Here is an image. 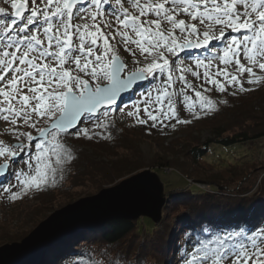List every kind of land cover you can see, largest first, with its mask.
Returning a JSON list of instances; mask_svg holds the SVG:
<instances>
[{"label": "snow or ice", "instance_id": "snow-or-ice-1", "mask_svg": "<svg viewBox=\"0 0 264 264\" xmlns=\"http://www.w3.org/2000/svg\"><path fill=\"white\" fill-rule=\"evenodd\" d=\"M10 7L15 11L9 13L0 7V105H3L0 119L12 126L11 134L19 143L15 147L0 146L3 159L0 181L9 176V169L23 159L27 149L36 150L25 161L30 169L31 161H36L35 175L14 171L11 175L17 184L0 183L2 193L11 202L47 184L48 169L55 181L56 169L42 161L50 151L48 143L52 144L56 165L70 161V154H61L57 136L64 133L92 140L97 135L94 129L108 128L106 121L113 108L122 110V94L138 91L144 82L152 84L166 76L160 87L153 85L141 92L142 99L133 105L136 113L141 111L139 105H145L143 111L153 122L152 128L159 124L162 130L167 127L164 121L172 119L173 128L201 119L202 113L212 109L211 101L200 103L198 112L185 95L183 99L192 119H180L172 109L169 93L162 87L164 84L171 87L175 82L172 65L180 67L178 79L185 87H191L183 75L191 69L182 67L184 61L176 59L186 50L206 48L211 41L223 43L222 57L209 58L208 63L195 60V67L204 69L205 82L215 85L220 93L227 89L210 73L212 59L221 60L225 66L235 64L238 75L226 69L215 73L222 75L227 86L234 89L233 95L264 87V74L257 75L254 71V66H258L264 73V0H31V7L27 0H14ZM181 14L198 21L204 30L201 32L197 25L178 19ZM75 20L81 23H74ZM206 20L213 23L206 24ZM164 24L170 26L167 31L162 27ZM177 29L179 36L175 34ZM228 31L241 35L228 36ZM73 37L77 38V44H73ZM109 38L116 44H110ZM101 40L103 43L98 46ZM120 45L134 57L136 66L132 70L120 59ZM66 49L70 51L66 53ZM137 51L142 59L135 58ZM241 55L250 66L241 62ZM66 63L75 67L65 69ZM245 73L247 78L243 79ZM191 74L199 75L197 71ZM49 87L52 91L47 96L40 94L41 88L47 91ZM153 92L158 93L156 103L169 97L167 111L155 109L157 114L149 111L147 105L152 102ZM195 95L202 99L201 92ZM30 101L37 103L30 106ZM133 115L134 112H128L129 117ZM40 118H46L49 126L37 127ZM137 123L145 125L147 120L137 118ZM85 124L92 125V129L82 126ZM21 127L35 129L39 142L33 143L35 137L31 132L21 131ZM199 227L201 234L195 237L187 229L180 234L182 245L193 246L191 252L184 253L183 264H264V211L258 223L245 219L234 225L238 231L213 232L206 223ZM94 252L95 258L89 256L76 264H126V255L113 249L97 248Z\"/></svg>", "mask_w": 264, "mask_h": 264}, {"label": "trees", "instance_id": "trees-1", "mask_svg": "<svg viewBox=\"0 0 264 264\" xmlns=\"http://www.w3.org/2000/svg\"><path fill=\"white\" fill-rule=\"evenodd\" d=\"M163 78H166V76L159 78L158 87L161 86V79ZM152 86V84L145 82L143 86L139 87L138 91L129 93L123 98L122 110L117 112L112 111V114L117 115L124 108L135 104L137 101L133 98L136 96L141 100L140 93ZM134 94L135 97H131ZM157 94L153 92L152 101H155ZM205 100L211 101L212 109L202 113L201 119H193L188 124H177L175 128L172 127V124H175L174 119L164 121L167 127H164L162 130L159 124L156 128H152L151 123L149 125L148 122L145 124L149 128H147V132L157 137L155 142L157 143L156 146H158L156 148L158 153L155 160L161 162H156L151 167L144 166L141 162V153L137 146L134 145V141L129 138V134H126V137L122 136L118 141L112 142L106 137V132L104 135H101L100 131L94 130L97 135L92 140L84 137L79 138L81 142H84L83 145H88L93 149L90 155H85L73 148L62 145L61 154L64 155L65 152L70 154L72 157L70 161L62 165H56L54 155L49 157L50 154H47L45 156L47 163H50L52 168L56 169L54 182L51 169L47 170L49 185H52V190L55 191H60L63 187H66L70 188V190L75 188L86 191L88 189L95 192L104 187L111 186L117 181H122L145 168H151L158 175L159 179V172L167 170L172 172L174 170L178 175L184 177V180L186 179V181L182 178L178 179L175 186L178 184L177 188L185 190L188 184L186 183L188 182L187 179L195 178V172L198 170L196 168L197 163L208 155L210 147L215 145L228 149L233 146L264 140V87H261L258 91L237 92L236 95H233L229 90L220 93L217 87H213L212 93L203 94L202 99L193 96L192 101H189V103H193L199 112V104ZM156 104L161 106V102ZM175 112L180 119H192V115L185 103L182 105L181 111ZM193 131L197 133L207 131L209 138L203 141L201 137H193ZM172 133L174 135L181 133L182 138L179 140L175 139L173 143L166 144L167 146L163 145L165 141V137L163 136H174ZM46 147L50 150L52 148L49 145H46ZM166 155H170L169 159L171 158V161L166 159ZM260 155L264 157L263 152ZM256 157H244L228 169L222 171V173L218 175L211 174V183L209 182V185L212 186V194L201 193V191L197 194L191 190V192L185 193L184 191V193L180 192L179 194L172 195L175 190L169 189L170 186H173L172 182L166 181V183H163L164 192L167 195L170 193L169 203L173 204L169 213H179L181 210H189H187L188 216L179 223L178 228L180 227L181 231L187 229L195 237L201 234L199 226L202 223H206L211 231L217 232V228L220 227L221 223H225L226 218L221 215L217 206V198L213 193L217 192V190L219 191L220 188H229L231 184L240 182L241 179L245 178V172H249L252 170V167L256 166L250 167L251 163L258 164L255 160ZM66 183H68L67 186L65 185ZM179 185L182 186L180 187ZM258 187L257 200H261V198H264V177L260 180ZM33 190L36 189L33 188ZM246 192L248 191L241 194H246ZM257 202L250 201V204H245L248 207L243 206V210L231 211L229 214L232 217L240 215L243 218H253L255 216H253L252 212H249V208L252 209L254 205L258 204ZM214 221L215 223L218 222L215 227L212 224ZM232 227L225 226L220 229L221 232L239 230V228H234V225ZM154 228L155 225L149 219L109 221L105 225L95 227L80 236L76 246L79 250L70 251L69 255L67 253V258L62 256L58 264H76L77 261L87 260L89 256L95 258L94 250L97 248H110L125 254L126 264H151L150 260H153L156 264H167L168 260L171 259L172 249L174 251L176 249V252L179 254L185 248V245H182L179 241V243L173 241L171 242L172 245L170 244L169 237L172 236L169 231L170 227L164 229L165 232L163 234L156 232L154 235L155 241L147 240L146 242L144 236H148L150 232L154 233ZM81 243L82 245H80ZM169 244L171 246L168 250L167 246ZM172 260L174 261L175 258L173 257Z\"/></svg>", "mask_w": 264, "mask_h": 264}, {"label": "rangeland", "instance_id": "rangeland-1", "mask_svg": "<svg viewBox=\"0 0 264 264\" xmlns=\"http://www.w3.org/2000/svg\"><path fill=\"white\" fill-rule=\"evenodd\" d=\"M14 2V0H9L8 4L4 3V0H0V7H4L9 13L14 12V9H11L10 3ZM29 7H31V0H27ZM126 7H129V10L132 11L129 5H125ZM79 7V6H77ZM239 7V6H238ZM28 13L25 12V15ZM178 19H185L187 24H195L198 27L199 31L204 30L203 25H199L198 21H192L190 17H186L183 14L178 16ZM74 23H81L79 20H75ZM206 24L213 23L211 21H205ZM155 27V26H153ZM163 29L165 31L168 30L170 27L167 24H164ZM217 29L219 26H215ZM177 36H179V30H176L175 33ZM228 36H237L240 37V33H231L228 31ZM117 40H119V37H117ZM110 44L115 45L116 41H112L111 38H109ZM78 40L76 37H73V44H77ZM103 41H98V46L102 45ZM133 49H135V46H130ZM224 47L223 43L220 41H211L208 47L201 48V49H192V50H186L185 53H181L180 57L176 58L177 60H183L184 63L182 67L191 69V71H197L199 73L198 76H192L191 71L184 72L183 75L185 76V79L187 83L191 87H185L184 84L178 79L180 72V67L177 65H172L173 68V80L175 81L171 87H168L167 84L163 86V89H166L169 93V97H171L172 100V109L174 111H181L182 105H184V99L183 97L189 96L190 101H192L193 96H196L195 93L197 91L201 92L202 96L203 94H210L213 92V87H216L215 85H211L205 82L203 72L204 69L200 68L197 69L195 67V60L196 59H202L205 61V63H208L209 58L217 57V56H223L222 48ZM70 51V49H66V53ZM118 54L120 56V59L125 62L128 65V70H132L136 65L133 63L134 57L132 54L128 51H126L123 47V45H120L118 47ZM147 55V53L145 54ZM232 57V54H229V58ZM135 58H140L139 53L137 51V55ZM170 59V63L172 58ZM241 62L244 63L246 66H250L248 62L245 60L243 55L240 57ZM57 66V65H53ZM65 69L68 68H74V64L66 63L64 65ZM226 69L228 72L237 74L236 72V66L234 63H231L227 66L222 64L221 60L219 59H212L211 61V67L209 68L210 73H212L213 78L217 79L221 83L225 84V87L229 92L233 93L234 89L227 86L226 81L224 80V77L221 76H215V73L217 70ZM254 71L257 72V75H261L264 73H261L258 69V66H254ZM75 74V73H73ZM157 76H159V73H157ZM247 78V73L244 74L243 79ZM166 79V78H163ZM162 80V79H161ZM160 82V79H157L152 82V85H155L158 87V84ZM247 87V85H245ZM55 87V85H53ZM184 89V91L181 93L180 89ZM205 89H208L205 91ZM40 94L47 96L49 92L52 91V88L49 87L47 91H45L44 88H41ZM131 97H135V94ZM169 97H163L161 101V106L156 104L155 101H152L147 105L149 108V111H153V114H157L154 110L155 109H161L162 111L168 110V99ZM136 101H138V96L135 98ZM2 100V98H0ZM37 101H30V106H34ZM134 105V104H133ZM133 105L128 106L123 109V111L117 115H113V112H117L113 108V112L111 111L109 120L106 121L108 123V128L106 130L102 129H94L96 131H100L101 135H104L106 132V137L109 138L112 142L118 141L119 138L126 137V134H129V138L134 141V145L137 146L141 153V162L144 166L151 167L152 164L156 162H161L155 160V157L157 155V149L158 146H156L155 139L157 137L153 136V134H149L147 132V126L149 123H153L151 120L148 119L147 115L144 113L143 108L145 105L141 104L139 105L141 111L136 113ZM3 106V105H0ZM103 111V110H102ZM134 112V115L132 117L128 116V112ZM36 119V117H33ZM137 118L145 119L148 122V125H140L137 123ZM41 123L37 125V127H48V122L46 118H40ZM83 127H87L89 129H92V125H82ZM149 129V128H148ZM21 131H28L31 132L34 137L38 136V132H36L35 129L32 128H25L21 127ZM155 131V130H153ZM12 132V126L6 122H4L2 119H0V146L4 147H15L19 141L16 139L15 136L11 134ZM122 132H124L122 134ZM153 133V132H152ZM193 137H201V140L205 141L209 138V135L207 131H203L202 133L192 132ZM152 135V136H150ZM174 135V133H172ZM155 137V138H154ZM165 137V143L163 142V145L167 146L166 144H171L173 141L179 140L182 138L181 133L175 134L174 136H163ZM168 137V138H167ZM83 138V136L79 137ZM75 136H69L67 134L61 133L57 136V142H59L61 145L68 146L70 148L75 149L78 152L84 153L85 155H90L93 152V149L89 147L88 145H83L84 142H81V139H79ZM167 138V139H166ZM49 141L51 140V137L47 138ZM128 139V138H127ZM39 142V140L35 141L34 143ZM50 147H52L51 143H48ZM35 148L30 147L27 149L22 155L23 159H18L15 164L12 165V167L9 169V176L5 177L3 181H0V183H3L4 186H7L9 183L11 184H17V181L15 178L11 175L12 172H20L23 171L28 176L35 175V165L36 161L32 160L31 163L33 167L30 169L28 168L25 161H28L29 155H35ZM264 153V140L254 143H249L245 145L240 146H233L228 149H223L218 146H212L209 149L208 155L200 160L199 163H197L196 168L198 169L197 172H195V178L193 179H187L188 183L185 190H181L177 188L178 184L175 186V183L178 182V179L182 178L184 180V177H181L178 175L174 170L171 172L170 170H167L165 172H159L160 180L162 183H166V181L172 182V187L170 186L169 189L173 190L175 189L172 195L181 193H187V192H196L197 194L205 193V194H212L211 188L212 186L209 185L211 174L212 175H218L222 173V171L228 169L230 166L234 165L240 159L246 157L250 158L252 156H257L255 160L258 164H252L256 165L252 167V170L249 172H245V178L241 179L240 182H235L230 185L229 188H220L219 191L213 193L215 194L217 198V206L219 208V211L221 215H223L226 220L225 223L220 225L218 231H221V227H230L233 228L232 225H236L242 220L249 219L251 223H258L259 217L262 211H264V198L261 200H257V193L259 191V183L260 180L264 177V157L260 155V153ZM51 157L52 152L49 151L48 155ZM170 155H166V159H169ZM46 157L42 158L43 162H47ZM171 161V158L168 160ZM182 161V160H181ZM3 162V159L0 158V163ZM49 162V161H48ZM145 170H151V168H145L142 171ZM190 170V169H189ZM201 171V173H200ZM141 172V171H140ZM153 172V171H152ZM139 173V172H138ZM200 173V174H199ZM126 179V178H125ZM124 180V179H123ZM182 180V181H183ZM186 181V179L184 180ZM120 181L115 182L111 186H107L102 188L101 190L112 187L116 184H118ZM181 182V180H180ZM211 183V182H210ZM68 183L65 185L67 186ZM181 184V183H179ZM186 185V184H185ZM52 186V185H51ZM49 185V183L43 185L40 189L36 190H30L28 193L22 198L15 202H11L9 197L2 193V189H0V247L7 245V244H13V243H19L23 238H26L35 228L39 226L41 222L48 219L55 211H59L66 206L73 204L77 202L80 199H84L87 197H91L94 195H97L101 190L99 191H93L92 190H83L82 189H72L63 187L60 191L52 190V187ZM180 187L182 185H179ZM35 189V188H34ZM17 188H13V191H17ZM180 190V191H179ZM199 192H198V191ZM246 192V194H241L242 192ZM164 194H166L164 192ZM170 195V193H169ZM171 195V197H172ZM245 200V201H244ZM170 197H168V201L165 204V208L162 210V218L161 221L158 224H154L155 228L153 229V232H150L148 236H144L145 241H155L154 235L156 232L158 234H163L165 231L164 229L169 228L172 237H169L170 244L171 240L173 241H179L180 242V234H181V228L179 226V223L186 219L188 216L187 210H181L179 213H169L171 211V207L173 204L169 203ZM250 201H258L256 205L253 206L252 209L249 208V212H252L255 216L253 218H243L242 216L238 215L236 217L230 216L231 211H241L244 207H248L245 204H250ZM243 202V203H241ZM242 205V206H241ZM259 208V209H257ZM167 209V211H166ZM251 210V211H250ZM166 214V215H164ZM141 219H147V218H139ZM152 222V221H151ZM218 223V222H217ZM217 223L215 221L212 223L213 226H216ZM220 224V223H219ZM218 224V225H219ZM92 228H85L78 232L70 233L69 235L65 236L63 239L58 240L56 242V245L52 244L51 248L44 252L41 255H47L50 257V259H46L47 264H58L62 256L64 258H67L69 255V252L75 249H78L77 241L80 236L86 234L89 232ZM180 232V234L178 233ZM216 232V231H215ZM194 237V236H193ZM60 241V242H59ZM77 241V242H76ZM59 242V245L57 243ZM178 242V243H179ZM149 243V242H148ZM181 243V242H180ZM170 244L167 246V249L169 250ZM82 245V243L80 244ZM60 247V248H59ZM193 250L192 245H185V248L178 252H176L172 249L171 251V259L168 260L167 264H183V257L184 253L191 252ZM68 253V255H67ZM175 258L174 261H172V258ZM151 264H156L153 260L149 261ZM157 264H163V263H157Z\"/></svg>", "mask_w": 264, "mask_h": 264}, {"label": "water", "instance_id": "water-1", "mask_svg": "<svg viewBox=\"0 0 264 264\" xmlns=\"http://www.w3.org/2000/svg\"><path fill=\"white\" fill-rule=\"evenodd\" d=\"M128 94H122V98ZM39 139L38 135L34 142ZM168 197L156 173L141 171L101 190L97 195L55 211L19 243L1 246L0 264H29L70 233L104 225L112 220L136 221L147 218L158 224Z\"/></svg>", "mask_w": 264, "mask_h": 264}, {"label": "bare ground", "instance_id": "bare-ground-1", "mask_svg": "<svg viewBox=\"0 0 264 264\" xmlns=\"http://www.w3.org/2000/svg\"><path fill=\"white\" fill-rule=\"evenodd\" d=\"M257 209H259V208H257ZM106 224V223H105ZM104 224V225H105ZM100 226H102V225H100ZM97 227H99V226H97ZM179 234H180V232H178ZM172 237V236H171ZM60 242V241H59ZM59 242L57 243V245H59ZM171 242H172V240H171ZM54 245H56V243H54ZM171 246V245H170ZM60 248V247H59ZM46 259H50V257H48L47 255H38V256H36L35 257V259L32 261V262H30L29 264H47V262H46Z\"/></svg>", "mask_w": 264, "mask_h": 264}]
</instances>
